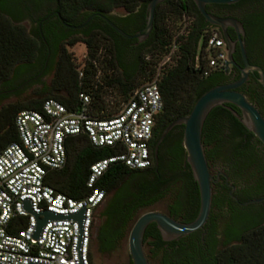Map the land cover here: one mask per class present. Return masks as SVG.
I'll use <instances>...</instances> for the list:
<instances>
[{"label":"trees","instance_id":"16d2710c","mask_svg":"<svg viewBox=\"0 0 264 264\" xmlns=\"http://www.w3.org/2000/svg\"><path fill=\"white\" fill-rule=\"evenodd\" d=\"M44 1L54 6L64 23H73L81 10L91 9L109 12L122 9L132 13L133 21L145 24L146 6L150 0H0V83L9 84L14 70L23 68L33 61L43 63L47 51L38 35L26 31L21 21L30 17L32 11L40 10ZM255 2V3H254ZM246 9L258 4L260 13L257 21L260 34H263L264 0H241L238 3ZM208 6L205 9L208 12ZM46 16V15H45ZM192 18L190 25L182 27V17ZM42 22L64 30L62 23L54 17ZM41 23V17L36 19ZM214 28V27H213ZM180 29H182L180 31ZM210 29L191 0H165L155 8L152 29L147 39L135 48V60L126 68L119 60L118 43L123 40L109 27H92L83 40L75 36L68 38L67 47L82 43L85 58L77 63L66 48L59 53V66L55 72L53 85L46 96H35L22 104L0 108V150L10 142L18 140L14 127V117L21 110H39L42 102L53 98L74 112L79 107L78 94L84 92L91 97L89 115L106 117L114 114L115 105L106 99L109 90L115 91L119 99H126L133 90L149 81L154 65L168 51L172 43L177 45L176 60L162 73L158 88L163 103L162 112L156 119L150 142V156L154 165L153 148L163 129L173 120L189 114L196 99L206 90L216 85L226 84L227 73L215 72L203 77L191 67L198 40L204 30ZM48 41L47 36L44 34ZM149 61H145V57ZM82 72V75L79 73ZM252 81H246L238 91L250 102L260 105L252 93ZM110 97V96H109ZM176 128V127H174ZM250 133L229 111L221 106L213 108L207 115L201 133V142L207 161L219 159L230 168L238 169V179L243 186L242 194L249 199L264 194V171H251L257 166L252 153L247 150ZM160 144L158 146V152ZM109 148L96 149L82 135L73 136L66 141V164L58 171L48 172L44 183L56 192L79 199L88 193L85 186L89 165L94 161L111 155ZM184 149L177 143L172 156L179 161L184 159ZM170 171H158V182H143L127 193L126 184L131 178L147 172L129 170L122 165H111L98 182L110 198V224L98 227L91 240L98 253L114 250L127 236L132 222L139 210L145 209L165 197H170L167 211L171 217L189 221L180 212L181 203L174 198L180 197L186 186H194L191 171L177 170L176 162ZM254 165V166H253ZM187 170L189 166L186 165ZM183 191V192H182ZM243 201V200H242ZM199 203L190 200L189 210L195 217ZM258 206V210L254 208ZM202 230L182 236L178 242L161 240L154 223L147 226L143 244L146 257L156 264H264V207L249 205L229 207L223 211V202L216 196L211 202V210ZM204 247L220 251L206 254ZM91 256V253H90ZM91 263V258H90ZM92 264V263H91ZM129 264L131 262L129 261Z\"/></svg>","mask_w":264,"mask_h":264},{"label":"built area","instance_id":"2783aa9c","mask_svg":"<svg viewBox=\"0 0 264 264\" xmlns=\"http://www.w3.org/2000/svg\"><path fill=\"white\" fill-rule=\"evenodd\" d=\"M191 22L192 18L182 17L184 28ZM176 53L177 45L172 43L155 62L151 79L120 99L110 116H90L92 101L84 92H79V107L74 112L47 98L39 110H21L15 115L18 140L0 150V264H91L93 215L105 198L99 179L114 164L129 170L151 167L150 142L163 109L158 83L163 71L175 62ZM224 61L227 63V47L221 32L217 28L204 30L191 67L207 77L225 73ZM230 67L226 64L228 70ZM78 135L96 149H111L112 154L89 165L88 193L74 199L56 192L44 179L48 172L65 166L66 141ZM80 211V223L69 217ZM42 212L64 218L46 221L34 237L33 213L42 218Z\"/></svg>","mask_w":264,"mask_h":264},{"label":"flooded vegetation","instance_id":"af4514ba","mask_svg":"<svg viewBox=\"0 0 264 264\" xmlns=\"http://www.w3.org/2000/svg\"><path fill=\"white\" fill-rule=\"evenodd\" d=\"M244 5L210 4L208 6V13L218 17H232L242 23L243 31H244L243 34L244 49L246 52L248 63L252 66L258 67L262 71V74L264 75V30H263V34H260L259 23L257 21L258 15L260 13V9L258 4H256L253 9H249V10L246 9ZM58 15L59 14L55 10L54 6H50V3L48 1H44L43 6L40 8V10L32 11L31 16L26 17L31 21L32 24L30 31L27 32L30 33L31 35L37 34L38 37L41 38V42L47 51V56L43 63H41L40 61H33L23 68L14 70L11 74L9 84L3 85L0 83V103L5 98L11 96L14 97L17 96L18 91L23 88L30 89L32 87H38L35 90H33V94L35 96H40V97L46 96L49 92L48 90H50L51 86L53 85L55 72L59 66V53L62 47L67 48L68 38L71 36H75L77 39L83 40L85 38L86 33H88L92 27L94 26H98L101 28L109 27L107 23L100 16H103L106 19H108L110 22H112L115 26H117L126 34H134L136 32H139L143 29L145 25L143 23L134 22L132 18V13L122 9H112L106 13L100 12L98 10L86 9L80 11L79 15L77 16V19H75L73 23H66L76 28L67 27L62 24L65 28L64 30H60L55 25L53 26L50 25L49 23H45L44 28L42 29L41 26L42 22L46 21L48 18H52L51 21H54V17L59 20ZM40 17H41V23L37 24L36 19ZM210 28L212 29L213 27L210 26ZM111 30L123 39L120 40L118 43L119 60L126 68H128L130 64H132V62L135 60V55H136L135 48L140 43L144 42L147 38L142 42H138V40L135 38L127 39L119 35L113 29ZM226 32L230 37V39L234 41L235 33L233 29L227 27ZM44 34L47 36L48 41L45 39ZM232 59L238 67H242L240 50L237 42H235L234 44ZM227 74H228L227 83L238 79L240 76V72L235 66H231ZM254 78L257 79V72L250 73L248 75L247 81L249 80L252 81V85H253L252 93L254 97H257L260 101V105L258 106L255 105L254 103L253 104L258 108L259 112L264 118V89ZM174 127L164 136L163 140L160 142V150L159 152L157 150L156 160L154 157L153 167H149L147 172L137 175L134 178H131V180H129V182L126 184L127 193L137 188V186L143 182L150 183L155 181L158 182L159 184L161 181V175L159 174L158 171H170L171 168L174 166L173 161L176 162L175 164L178 168L177 170L190 171L187 170L186 168L187 163L185 161V155H184V159L180 158L179 161L175 160V158L172 156L176 144L179 142L182 145L183 127L182 126H174ZM247 147H248L247 150L252 153L253 161L255 162V164L258 165V167L253 165L254 168H252L251 171H264V146L255 137H253L250 138ZM207 164H208L209 172L214 180L211 182V192H212L211 202L214 197L219 196V198L223 202V211L225 212V214L228 213L229 207L231 206L240 208L249 205H260L262 206V208L264 207V201L255 204H249L246 206L239 205L240 202H245L252 199H258L264 196V194L256 195L254 197L246 199V197L242 194L243 186L241 184V181L238 179L237 173L235 172L240 170L230 168L226 162L219 159L209 160L207 161ZM111 197H112V193L108 194L104 198L102 203L99 205V207L94 211L93 225H92L93 237L96 235V232L98 231V227L99 228L105 227L111 222L109 219V215L107 213ZM174 199L178 200V202L180 201L179 203H181L180 206L181 214L185 218L188 219L192 218L189 221H181V222L192 221L195 217H193L194 214L191 213V211L189 210L190 200L194 199V201L199 203V197L195 186L192 187L186 186L183 194H181L180 197ZM152 205L148 206L145 209L150 208ZM142 210H139L137 212L136 218L139 216L138 213ZM165 213H168V211H166ZM204 236H205V229L203 227L201 233L202 240ZM181 237H178L177 239H174L172 241L178 242L179 239H181ZM200 251L205 252L206 254H211V253L213 254L220 251V249L218 247L213 249L204 247ZM127 264H129V262Z\"/></svg>","mask_w":264,"mask_h":264},{"label":"water","instance_id":"95a60500","mask_svg":"<svg viewBox=\"0 0 264 264\" xmlns=\"http://www.w3.org/2000/svg\"><path fill=\"white\" fill-rule=\"evenodd\" d=\"M165 0H150L146 6V19L143 29L134 34H126L112 22L103 16H100L107 25L127 39H137L138 42L144 41L152 29L155 8ZM204 21L212 27L220 30L221 35L227 47V63L224 61L225 73L228 69L226 64L235 66L240 76L238 79L226 84L216 85L202 93L194 102L189 114L179 117L170 122L161 132L155 142L153 153L155 160L157 159V150L164 136L174 127L182 126V147L185 152V161L189 166L194 186L199 197V206L195 218L190 222H181L168 213L157 211H146L140 214L132 223L127 236V248L131 264H149L144 251L143 236L148 225L154 223L160 233L162 241L169 242L178 237L188 235L198 230H202L211 210V182L214 181L209 172L208 164L204 154V148L201 142V133L204 121L209 112L218 106L229 111L254 137L264 146V118L258 108L250 102L247 97L238 91V89L247 81L248 75L257 72L255 79L264 89V75L262 71L248 63L243 42V26L242 23L232 17H218L208 13L205 9L206 5H232L241 0H191ZM60 22L71 28H76L64 23L58 15ZM230 27L235 33V40L232 41L226 32V28ZM235 42L239 45L242 67H238L232 59V53ZM264 201V196L258 199H252L240 202L239 205L246 206ZM28 211V203H25ZM33 216L36 219V229L34 237H37L41 228L48 220L61 219L64 216L56 215L51 212H42V218L38 214ZM70 218L81 222L82 211L69 216ZM33 264V263H26Z\"/></svg>","mask_w":264,"mask_h":264},{"label":"rangeland","instance_id":"374dc122","mask_svg":"<svg viewBox=\"0 0 264 264\" xmlns=\"http://www.w3.org/2000/svg\"><path fill=\"white\" fill-rule=\"evenodd\" d=\"M21 25L24 26L26 31H30L31 28V21L28 18H25L21 21ZM182 25H184L182 23ZM183 27V26H182ZM211 29V28H210ZM182 29H180L181 31ZM67 51L72 55L75 62L79 63L81 62L85 57V47L82 43H76L72 47H67ZM38 87H32L30 89H20L18 91L17 96H11L8 98H5L0 103V108L7 107L9 105H15V104H22L27 102L29 99L35 97L33 94V90H35ZM106 99H111L109 102V105H118L120 99L115 96L114 90H109L107 92ZM110 96V97H109ZM170 202V197H165L161 201L155 203L150 208L142 210L138 213V215L146 212V211H157L161 213H165L167 211V205ZM259 207L256 206L254 210H258ZM145 251V247H144ZM91 263L92 264H127L129 262V254H128V248H127V237L112 251L107 253H98L96 251L95 245L91 247ZM150 264H156L155 261H149Z\"/></svg>","mask_w":264,"mask_h":264}]
</instances>
